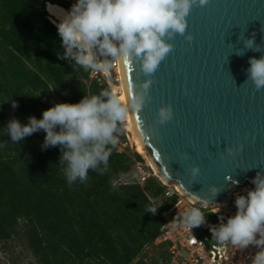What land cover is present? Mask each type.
<instances>
[{
  "label": "trees",
  "instance_id": "obj_1",
  "mask_svg": "<svg viewBox=\"0 0 264 264\" xmlns=\"http://www.w3.org/2000/svg\"><path fill=\"white\" fill-rule=\"evenodd\" d=\"M47 2L70 8L65 0H0V241L21 238L38 264H145L141 252L172 200L155 215L146 211L157 207L153 199L162 191L155 177L112 188L113 179L142 160L138 152L115 146L107 172L89 170L85 183L69 185L59 146L41 148L43 131L20 143L5 134L12 117L40 118L56 102H78L108 87L100 74L57 55L63 46ZM158 258L154 264L166 263L165 254Z\"/></svg>",
  "mask_w": 264,
  "mask_h": 264
},
{
  "label": "water",
  "instance_id": "obj_2",
  "mask_svg": "<svg viewBox=\"0 0 264 264\" xmlns=\"http://www.w3.org/2000/svg\"><path fill=\"white\" fill-rule=\"evenodd\" d=\"M187 33L191 41L179 34L170 41L173 48L151 74L142 109L131 114L157 175L196 202L215 206L227 203L234 189L253 188L252 178L264 173V88L257 90L247 73L249 57L264 54V0L196 4ZM253 34L260 52L244 46ZM117 62L128 98L129 85L135 89L147 77L138 62ZM162 105L173 109L163 124L157 119ZM193 165L199 167L195 179Z\"/></svg>",
  "mask_w": 264,
  "mask_h": 264
},
{
  "label": "clouds",
  "instance_id": "obj_3",
  "mask_svg": "<svg viewBox=\"0 0 264 264\" xmlns=\"http://www.w3.org/2000/svg\"><path fill=\"white\" fill-rule=\"evenodd\" d=\"M208 2L74 0L68 10L55 9L57 32L63 46L62 54L57 53L60 58L93 72L111 68L112 61H136L147 78L135 89L129 85L127 102L109 85L96 94L83 95L78 102H56L44 109L40 118L30 115L22 122L12 117L5 125V134L13 143H20L33 133L43 131L41 148L59 146L58 164L69 185L77 181L85 183L89 170L103 175L108 171L109 158L119 142V126L130 111L142 109L152 83L151 74L173 48L170 41L178 34L188 41L193 39L191 33L186 34L187 17L194 5L204 6ZM243 43L245 48L262 50L254 34ZM248 62V79L257 90L264 88V54L259 58L249 57ZM10 100L16 108L17 102ZM172 115V106L162 105L157 111L158 122L163 124ZM198 174L199 167L193 165V179ZM251 182L253 188L246 189L244 194H235V214L226 222L221 216L217 225H210V231L219 244L231 243L237 250L255 246L258 250L250 264H264V173L257 172ZM237 184L238 181H232L234 187ZM111 185L116 189L119 181L113 179ZM209 191L216 195L220 189L211 185ZM198 204L200 206H191L174 219L190 229L205 224L207 219L202 208L211 203L208 199H200ZM157 209L149 207L146 211L155 215ZM219 211L220 207L215 212Z\"/></svg>",
  "mask_w": 264,
  "mask_h": 264
},
{
  "label": "built area",
  "instance_id": "obj_4",
  "mask_svg": "<svg viewBox=\"0 0 264 264\" xmlns=\"http://www.w3.org/2000/svg\"><path fill=\"white\" fill-rule=\"evenodd\" d=\"M65 1L70 6L74 3V0ZM118 68V62L112 61L111 68L96 72L92 71L91 75L100 74L107 81L106 72L109 71L117 82ZM134 162V166L117 179L119 184H139L142 186L149 177H155L162 186L160 195L153 199L155 205L158 207L163 201L172 200L166 208L161 210L163 222L159 227L158 234L151 243L162 250L160 255H166L165 264H250L251 257L258 250L255 246L237 250L231 243H217L212 238L210 231V225H217L221 216L224 217L226 222L229 216L235 214V194H244L247 188L234 189L227 203L220 204V206L203 207L202 211L206 214L207 222L190 229L174 218L191 206H200L198 202L186 196L174 184L163 181L152 169L151 171L144 169L140 160H134ZM219 207L220 211L215 212Z\"/></svg>",
  "mask_w": 264,
  "mask_h": 264
},
{
  "label": "rangeland",
  "instance_id": "obj_5",
  "mask_svg": "<svg viewBox=\"0 0 264 264\" xmlns=\"http://www.w3.org/2000/svg\"><path fill=\"white\" fill-rule=\"evenodd\" d=\"M106 84L109 87L107 81ZM119 127H120V132L118 133L119 142L116 145V149L127 151L130 153L134 151L137 152L135 149L133 136L131 132H129L124 128L123 122ZM141 157L142 160H140V162L143 164L144 169H149L151 171L152 167L149 166L145 157H143L142 155ZM134 164L135 162L133 161L131 167H133ZM161 252L162 250L159 247L153 244H149L147 245V247L143 249L140 257L145 264H154V261H157V258L159 257ZM157 262L161 263L162 261L159 259ZM0 264H38V262L33 257V255L28 251L24 241L21 238L14 237L13 239H10L6 242L0 241Z\"/></svg>",
  "mask_w": 264,
  "mask_h": 264
},
{
  "label": "bare ground",
  "instance_id": "obj_6",
  "mask_svg": "<svg viewBox=\"0 0 264 264\" xmlns=\"http://www.w3.org/2000/svg\"><path fill=\"white\" fill-rule=\"evenodd\" d=\"M58 8L64 9L62 6H60L58 4H53L50 2L46 3L45 9L48 13V18L55 26H56V23L58 22L57 15L55 14V9H58ZM64 10H66V9H64ZM56 11H58V10H56ZM118 70H119V68H118ZM106 73H107V83L109 85H111V87L114 90H116L121 96H123L125 98V102H127V95H126V91H125L123 77H122L120 71L118 73V79H117L118 82H116L115 79H113V77L109 71H107ZM123 126L126 130L131 132V134L133 136V141H134L136 151L138 153H140L143 157H145L149 166L152 167V171L157 175V170H156L154 164L152 163L151 159L149 158V155L145 149V146L139 137V134L137 132L131 111H130L128 117L126 118V120L123 121Z\"/></svg>",
  "mask_w": 264,
  "mask_h": 264
},
{
  "label": "snow or ice",
  "instance_id": "obj_7",
  "mask_svg": "<svg viewBox=\"0 0 264 264\" xmlns=\"http://www.w3.org/2000/svg\"><path fill=\"white\" fill-rule=\"evenodd\" d=\"M123 63L127 65V64H129V61L128 60H124Z\"/></svg>",
  "mask_w": 264,
  "mask_h": 264
}]
</instances>
